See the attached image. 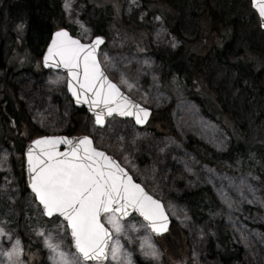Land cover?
<instances>
[{"label":"rangeland","instance_id":"rangeland-1","mask_svg":"<svg viewBox=\"0 0 264 264\" xmlns=\"http://www.w3.org/2000/svg\"><path fill=\"white\" fill-rule=\"evenodd\" d=\"M8 1L0 0V39L4 44V54L5 51L9 53L13 45L8 35L11 29L6 25ZM203 1L68 0L71 7L66 8V0H60L64 28L88 43L93 37L101 36L96 34L98 29L90 23L98 26L107 40L100 50L99 60L108 77L135 102L153 109L154 114L168 112L169 125L175 132L174 136H168L159 117L154 118L145 129H137L130 119L114 117L103 129L95 127L92 118H88L89 130L84 135L94 140L95 147L120 161L138 183L163 202L171 219L186 232L190 259H195L197 264H220L216 258L210 259L206 250L212 234L211 227L205 222H195L191 217V208L178 199L185 191L208 187L220 204L227 208L224 228L243 247L245 264H264V230L259 229L264 226L262 187L248 176L230 177L225 173L209 171L199 165L187 150L188 142L194 138L217 152L228 151L232 143L230 131L235 125L248 142H264V122L259 118L257 101L239 86L237 72L230 65L242 50H246L254 56L264 77V31L250 0H208L209 9L216 14V21L233 23L228 64L219 61L218 50L214 47L218 44H213L200 66L205 78L210 80L211 89L217 91L219 102L224 104L227 116L221 121L225 125L205 114L200 103L186 95L173 100V96L164 89L165 63L158 56L172 59L184 45L165 23L163 16L151 12V9L165 3L171 5L180 22L177 33L192 40L197 30L204 26L199 19ZM103 14L109 19L104 20ZM126 27L143 37H125L122 29ZM22 49L17 38L12 57L19 65H23L24 58L21 56L26 53ZM40 59L34 61L37 69L41 66ZM19 71L8 74L6 80L13 87L22 109L43 135L64 133L76 110L67 93V74L54 70L38 75L32 71ZM3 75L0 71L1 83ZM124 80L134 86L129 88ZM0 176V227L11 235V240L0 236V251L9 250L19 238L23 248L19 259L23 264H53L52 253L45 246L43 237L37 235L38 229H44L45 235L51 233L54 242L62 240L66 250H73L70 237L63 230L62 220L45 218L34 195L22 190L13 171L12 154L1 143ZM127 220L138 227L142 221L136 215ZM130 234L142 236L144 229ZM151 241L160 253L158 260L143 256L135 238L132 244L122 238V243L132 252L133 264H137V260L147 264H168L158 239L152 235ZM0 264H8L7 257L0 255Z\"/></svg>","mask_w":264,"mask_h":264},{"label":"snow or ice","instance_id":"snow-or-ice-1","mask_svg":"<svg viewBox=\"0 0 264 264\" xmlns=\"http://www.w3.org/2000/svg\"><path fill=\"white\" fill-rule=\"evenodd\" d=\"M252 2L264 20V0ZM65 7H71L68 0ZM102 43L101 36L82 43L60 29L51 38L44 64L53 62L52 67L66 70L68 90L77 103L88 104L97 125H103L105 116L114 112L133 116L137 124H143L150 110L124 95L109 79L98 59L97 50ZM104 59H108L106 54ZM124 83L129 88L134 86L127 80ZM61 144L67 145L63 152L59 151ZM32 145L27 152L31 190L44 215L63 218V230L71 237V249H74L66 250L62 240L54 242L51 233L45 235L44 229H38L37 235L43 237L52 253L53 264H133L132 252L122 243V238L128 244L135 238L143 256L159 259L160 253L151 237L167 230L164 206L134 180L120 161L95 147L90 136L72 139L45 136L32 141ZM131 213L143 218L139 227L126 220ZM140 228L144 229V235L130 234L139 232ZM0 236L11 240L2 227ZM22 252L17 238L0 255L7 257L8 264H23L19 259Z\"/></svg>","mask_w":264,"mask_h":264},{"label":"trees","instance_id":"trees-1","mask_svg":"<svg viewBox=\"0 0 264 264\" xmlns=\"http://www.w3.org/2000/svg\"><path fill=\"white\" fill-rule=\"evenodd\" d=\"M202 3L203 11L199 19L203 21L204 26L197 30L196 37L192 40L177 33L180 22L171 5L165 3L158 8L151 9V12L160 13L163 16L165 23L174 34L178 35L184 45L181 52L172 59L162 56H158V58H161L165 63L164 89L173 96V100L175 97L186 95L191 100L200 103L205 114L225 125L221 121L227 116L224 104L219 102L217 91L211 89L210 80L205 78L200 66L203 64V57L207 54L209 46L211 47L213 44H218L214 47L218 50L219 61L227 63L233 23H219L216 21V14L209 9L208 0H204ZM6 9L8 14L6 25L11 29L8 35L11 37L13 45L11 51L9 53L5 51L4 54V44L0 39V71L4 74L2 83L0 81V131L2 133L0 143L12 154L15 177L22 190L27 192L24 150L31 140L44 133L33 124L25 110L22 109L13 87L6 79L8 74L20 72L19 70L32 71L35 75L44 72L45 70L40 65L41 70L37 69L34 61H38L42 56L51 34L55 30L65 27V21L60 0H9ZM103 18L104 20L109 19L104 14ZM90 25L98 29L95 30L96 34L104 36L98 26L96 27L93 23ZM122 31L128 38L143 37L141 33L137 34L127 27ZM17 38L20 39L22 50L26 51L24 55L21 54L23 55L21 57L24 58L23 65H19L16 60V62L13 61L12 57ZM146 48L148 50L147 46ZM11 61L14 63L11 64ZM230 65L237 72L239 86L246 89L250 97L257 101L259 118L264 122V77L256 59L246 50H242ZM171 78H173L172 81ZM168 114L166 111L155 113L152 115L151 121L159 117L168 136L172 137L175 132L169 125L168 118L170 116ZM72 116L69 127L62 134H87L89 130L88 118H90L87 112L84 109H76ZM230 137H232V143L226 152L220 153L210 149L209 146L194 138L188 142L187 150L203 168L221 174L225 173L230 177L248 176L264 191V142L257 144L248 142L236 125L231 129ZM178 199L191 208V217L195 222L199 224L205 222L211 227L212 234L206 247L210 259L216 258L220 264H245L243 247L239 243L237 244L232 239L231 233L224 228L227 208L220 204L210 188L201 187V189L185 191L178 196ZM259 229L264 230V226H260ZM157 239L168 264L169 262L172 264H197L195 259H190L186 232L175 222L168 235ZM137 264L147 263L137 260Z\"/></svg>","mask_w":264,"mask_h":264},{"label":"water","instance_id":"water-1","mask_svg":"<svg viewBox=\"0 0 264 264\" xmlns=\"http://www.w3.org/2000/svg\"><path fill=\"white\" fill-rule=\"evenodd\" d=\"M251 6H252V8L254 9V11L256 12V14H257V16H258V19H260V28H261V30L264 31V20H261L259 14H258L257 9L253 6V2H252V0H251ZM60 29H64V30H66V31L69 33L70 36L74 37L68 29H66V28H60ZM60 29L54 31V32L51 34L50 40H49V42H48V44H47V46H46V48H45V50H44V52H43V54H42V56H41V65H42V67L44 68V70H46V71L54 70V71H61V72H65V73H66V70H64L63 68H54V67H52L51 64H52L53 62H50L48 66H45V64H44V60H43V57H44V55H45L46 52H47V47H48V45H49L50 42H51V38H52V36L55 34V32L59 31ZM95 37H96V36H95ZM95 37H93V39H94ZM101 37H102V36H101ZM74 38L78 39L77 37H74ZM93 39H92V40H93ZM79 40H80V39H79ZM80 41H81V40H80ZM81 42H82V41H81ZM90 42H91V41H90ZM105 42H106V40H105V38L103 37V43L99 45L98 50H97V51H98V59H99V53H100V50L104 47ZM82 43H84V42H82ZM88 43H89V42H88ZM66 74H67V73H66ZM67 79H68V77H67ZM109 79H110V78H109ZM117 86H118V85H117ZM118 87H119V86H118ZM66 89H67V93H68L70 99H71L72 102H73L74 107L77 108V109H84V110L87 112V114H88L90 117L93 118V123H94L95 127H97V128L103 129V128L107 125V122H108L110 119H112L113 117H118V118H121V119H123V120L132 119V120L134 121V123H135V126H136L138 129H140V128H144V127L150 122V120H151L152 109H149V108H148V109L150 110V111H149V116H148L147 120H146L143 124H137V123L135 122V117H133V116H120L118 113H115V112H114L111 116H105V123H104L103 125H97V124L95 123V114H94V112H92V111L89 110V106H88V104H87V103H77V102H76V99L72 96L71 92L68 90V88H67V84H66ZM120 90H121V89H120ZM121 92H122L124 95H126L122 90H121ZM127 96H129V95L127 94ZM129 97H130V96H129ZM130 98H131V97H130ZM131 99H132V98H131ZM132 100H133V99H132ZM133 101H134V100H133ZM136 103H137V102H136ZM137 104H138V103H137ZM139 105H140L141 107H145L144 105H141L140 103H139ZM145 108H147V107H145ZM45 136H60V137H68L69 139H72V138H80V137L88 136V135H79V136H77V135L68 136V135H65V134H58V135H42V136L36 137V138L33 139L32 141H34V140H36V139H39V138H41V137H45ZM92 140H93V139H92ZM32 141H30V142L27 144V146L25 147V150H24V167H25V177H26L27 188H28L29 192L32 193V194L34 195V193H33L32 190H31L30 184H29V174H28V170H27V152H28V149H29L30 146H31V147H34V146L32 145ZM93 144H94V141H93ZM94 146H95V144H94ZM58 147H59V151L63 152V151L67 148V145L61 144V145H59ZM107 154H108V153H107ZM108 155H109V154H108ZM110 156H111V155H110ZM137 183H138V182H137ZM144 188H145V187H144ZM145 191H147V190L145 189ZM154 198H155V197H154ZM155 199H158V198H155ZM158 200H159V199H158ZM36 201H37V200H36ZM37 203L39 204L38 201H37ZM161 203H162V202H161ZM39 205H40V204H39ZM162 205H163V203H162ZM163 206H164V205H163ZM40 207H41V210H42V206H41V205H40ZM164 210H165V213H166L167 218H168L167 230L164 231V232H162V233H160V234H153V236H154L155 238H156V237H162V236H164V235H167V234L169 233L168 231L170 230V228H171V226H172V224H173V221H171V218H170L169 214L166 212L165 207H164ZM136 214H137V216H138L139 218H141V220L143 219L142 217L139 216L138 213H131L130 216L127 217L126 219H129L130 217H132V215H136ZM44 216H45V218H47V219H52V218H56V217H57L56 215H53L52 217H49V216H47V215H44ZM59 219L63 220V218H59ZM69 237H70V236H69ZM70 241H71V237H70ZM71 245H72V241H71ZM73 250H74V249H73Z\"/></svg>","mask_w":264,"mask_h":264}]
</instances>
